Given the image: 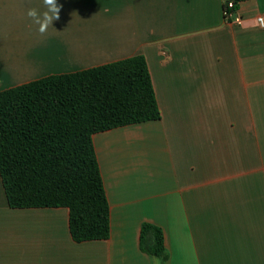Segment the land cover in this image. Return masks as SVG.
<instances>
[{
	"label": "crops",
	"instance_id": "crops-1",
	"mask_svg": "<svg viewBox=\"0 0 264 264\" xmlns=\"http://www.w3.org/2000/svg\"><path fill=\"white\" fill-rule=\"evenodd\" d=\"M0 0V91L135 55L162 117L93 136L107 240L76 243L67 208L12 209L0 177V264H264V0ZM169 259L140 249L143 223Z\"/></svg>",
	"mask_w": 264,
	"mask_h": 264
},
{
	"label": "trees",
	"instance_id": "trees-1",
	"mask_svg": "<svg viewBox=\"0 0 264 264\" xmlns=\"http://www.w3.org/2000/svg\"><path fill=\"white\" fill-rule=\"evenodd\" d=\"M248 0H223L238 11ZM162 117L146 58L135 55L0 91V177L12 209L67 208L76 243L107 240L110 204L93 136ZM142 252L166 262L162 228L143 223Z\"/></svg>",
	"mask_w": 264,
	"mask_h": 264
},
{
	"label": "clouds",
	"instance_id": "clouds-1",
	"mask_svg": "<svg viewBox=\"0 0 264 264\" xmlns=\"http://www.w3.org/2000/svg\"><path fill=\"white\" fill-rule=\"evenodd\" d=\"M46 8L42 14L36 8H30L27 11V16L35 25H38V31L43 36L47 33L49 27H53L54 21L60 20V13L63 5L58 4L57 0H43Z\"/></svg>",
	"mask_w": 264,
	"mask_h": 264
},
{
	"label": "built area",
	"instance_id": "built-area-1",
	"mask_svg": "<svg viewBox=\"0 0 264 264\" xmlns=\"http://www.w3.org/2000/svg\"><path fill=\"white\" fill-rule=\"evenodd\" d=\"M233 4L229 3L228 7L224 10L225 18L228 22L237 23L242 25V17L238 15V11L232 10ZM258 22L261 27H264V19L262 17H258Z\"/></svg>",
	"mask_w": 264,
	"mask_h": 264
}]
</instances>
